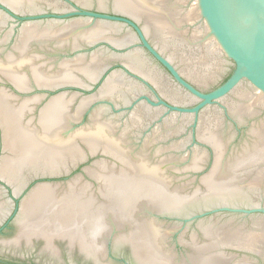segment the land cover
<instances>
[{
	"label": "water",
	"instance_id": "water-1",
	"mask_svg": "<svg viewBox=\"0 0 264 264\" xmlns=\"http://www.w3.org/2000/svg\"><path fill=\"white\" fill-rule=\"evenodd\" d=\"M0 232L33 264H264V0H0Z\"/></svg>",
	"mask_w": 264,
	"mask_h": 264
},
{
	"label": "flooded vegetation",
	"instance_id": "flooded-vegetation-1",
	"mask_svg": "<svg viewBox=\"0 0 264 264\" xmlns=\"http://www.w3.org/2000/svg\"><path fill=\"white\" fill-rule=\"evenodd\" d=\"M0 234H3V232H0ZM11 252L5 251L3 253H0V264H33V259L26 257L25 255L17 256L19 254L10 255ZM14 255V256H13Z\"/></svg>",
	"mask_w": 264,
	"mask_h": 264
}]
</instances>
